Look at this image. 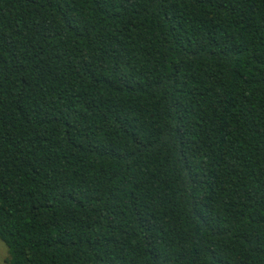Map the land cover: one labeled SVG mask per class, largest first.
Wrapping results in <instances>:
<instances>
[{"label": "trees", "instance_id": "trees-1", "mask_svg": "<svg viewBox=\"0 0 264 264\" xmlns=\"http://www.w3.org/2000/svg\"><path fill=\"white\" fill-rule=\"evenodd\" d=\"M4 264H264V0H0Z\"/></svg>", "mask_w": 264, "mask_h": 264}, {"label": "rangeland", "instance_id": "rangeland-1", "mask_svg": "<svg viewBox=\"0 0 264 264\" xmlns=\"http://www.w3.org/2000/svg\"><path fill=\"white\" fill-rule=\"evenodd\" d=\"M7 256V248L4 245V243H2L0 241V264H4V259Z\"/></svg>", "mask_w": 264, "mask_h": 264}]
</instances>
